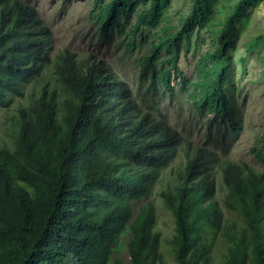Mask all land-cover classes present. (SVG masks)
<instances>
[{
	"label": "trees",
	"instance_id": "1",
	"mask_svg": "<svg viewBox=\"0 0 264 264\" xmlns=\"http://www.w3.org/2000/svg\"><path fill=\"white\" fill-rule=\"evenodd\" d=\"M87 2L99 37L114 26L137 52L145 106L99 61L56 57L34 5L0 0V264H108L124 234L123 264H264V133L250 147L260 167L228 158L244 130L234 53L261 0H190L176 21L173 0ZM197 30L209 45L187 78ZM166 99L188 103L203 143L179 132Z\"/></svg>",
	"mask_w": 264,
	"mask_h": 264
},
{
	"label": "rangeland",
	"instance_id": "2",
	"mask_svg": "<svg viewBox=\"0 0 264 264\" xmlns=\"http://www.w3.org/2000/svg\"><path fill=\"white\" fill-rule=\"evenodd\" d=\"M34 5L52 31V44L54 54L57 57L64 51L74 55L76 59H87L91 57L99 61L103 66H108L111 74L120 80H124L132 88L134 98L141 107L145 101L136 95L138 86L137 52L126 48L119 39L120 30L113 27V39L107 41L100 38V33L89 20V3L87 0H23ZM190 5V0H173L171 16L176 21L178 17L185 14ZM120 22L125 23L123 17ZM209 39L200 31H194L191 36V44L187 54L180 58L179 69L189 78L193 76L194 64L199 55L208 49ZM236 64V79L238 92L236 97L243 113L244 130L231 148L228 158L234 162L245 161L253 166L260 167L250 153V147L255 140L264 133V0L252 12L251 21L245 32L240 36L234 53ZM174 81V79H173ZM175 82H172L174 85ZM32 90L29 86L25 89L26 96ZM179 93L177 88L176 96ZM180 99V98H178ZM24 104V100H17ZM16 101V102H17ZM15 102V103H16ZM164 102V101H162ZM169 102V103H168ZM165 100L164 112H168L170 121L176 124L179 132L191 139L194 144L200 145L204 141L206 130L203 129L201 120L192 118L188 103L181 101V105L170 103ZM10 112L0 110V136H2L1 125L10 123ZM157 188H161L158 184ZM157 193V192H156ZM157 205L158 228L170 233L173 228L171 216L162 206V201L156 195L153 197ZM128 234H124L118 241L111 262L108 264H123L128 261L127 242ZM170 264H174L171 262Z\"/></svg>",
	"mask_w": 264,
	"mask_h": 264
}]
</instances>
